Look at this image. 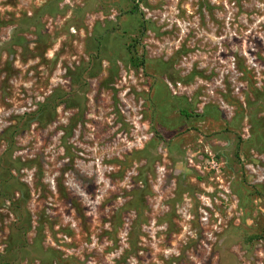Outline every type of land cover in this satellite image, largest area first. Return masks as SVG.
<instances>
[{
	"label": "rangeland",
	"instance_id": "374dc122",
	"mask_svg": "<svg viewBox=\"0 0 264 264\" xmlns=\"http://www.w3.org/2000/svg\"><path fill=\"white\" fill-rule=\"evenodd\" d=\"M0 264H264V0H0Z\"/></svg>",
	"mask_w": 264,
	"mask_h": 264
}]
</instances>
